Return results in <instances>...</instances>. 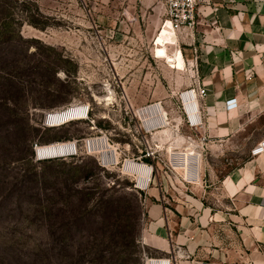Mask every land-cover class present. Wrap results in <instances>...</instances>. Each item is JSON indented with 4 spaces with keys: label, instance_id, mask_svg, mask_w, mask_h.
<instances>
[{
    "label": "rangeland",
    "instance_id": "obj_1",
    "mask_svg": "<svg viewBox=\"0 0 264 264\" xmlns=\"http://www.w3.org/2000/svg\"><path fill=\"white\" fill-rule=\"evenodd\" d=\"M166 19L162 0H0V264H146L171 257L144 241L156 228L152 216L175 232L177 208L190 201L212 211L227 206L205 195L206 184L217 182L206 169L199 189L186 181L195 169L182 152L195 143L184 140L173 151L178 157L171 151L173 136L191 131L179 97L191 75L189 65L183 72L169 65L184 69L163 46L172 31ZM81 104L88 118L45 123L46 112ZM155 104L161 115L148 123L141 111ZM263 123L225 150L202 144L204 164L215 163L221 176L251 158ZM89 137L98 141L92 153L80 147L72 158L30 161L36 143L81 146ZM133 157L154 166L143 190L122 170ZM192 192L197 200L187 197Z\"/></svg>",
    "mask_w": 264,
    "mask_h": 264
},
{
    "label": "crops",
    "instance_id": "obj_2",
    "mask_svg": "<svg viewBox=\"0 0 264 264\" xmlns=\"http://www.w3.org/2000/svg\"><path fill=\"white\" fill-rule=\"evenodd\" d=\"M206 14L195 29L175 32L169 23L165 25L172 31L163 46L173 61L182 57L184 69L174 68L173 62L164 59L181 72L190 68L191 76L185 78L191 81L189 85L201 83L207 88V94L198 98L203 123L185 136L174 135L177 147H170L174 153L192 135L199 146L196 149L186 143L182 153L200 155L196 159L199 178L186 181L199 189L205 184L202 170L206 169L210 181L217 182L216 188L206 184L205 195L227 206L212 211L211 205L190 201L184 211L177 208L181 215L174 222L175 232L166 218L152 216L156 228L147 230L144 241L171 253L174 264H264V153L252 155L221 176L215 163L204 164L200 153L202 144L213 152L225 150L249 125L264 117V0H211ZM171 46L176 48L174 52L169 50ZM231 97H236L237 105L227 109L226 100ZM259 129L256 142L264 137V123ZM192 194L187 197L197 200L196 193ZM157 206L154 211L160 214Z\"/></svg>",
    "mask_w": 264,
    "mask_h": 264
},
{
    "label": "built area",
    "instance_id": "obj_3",
    "mask_svg": "<svg viewBox=\"0 0 264 264\" xmlns=\"http://www.w3.org/2000/svg\"><path fill=\"white\" fill-rule=\"evenodd\" d=\"M163 5L166 10L167 20H169L172 24V27L176 31H183L189 29H195L198 24L202 21L201 16L207 17L206 10L207 7L211 5V0H162ZM165 21V22H166ZM164 22V23H165ZM180 103H181V110L185 117V122L190 130H193L200 126L203 123V113L201 106L199 105L198 98L204 97L207 94V88L203 86L201 83H198L197 86L189 85L185 90H182L180 93ZM237 105L236 97H231L226 100V108L230 109ZM80 108H86V115L89 116L90 108L85 105H79ZM62 108V107H61ZM57 109H52L46 112L44 120L47 125L50 122L54 123L58 119L57 113L59 112ZM88 116L86 118H88ZM74 120V119H73ZM69 122V121H68ZM66 123V122H65ZM64 124V123H63ZM60 125V124H59ZM53 126V125H52ZM188 139L194 140L192 135H188ZM195 141V140H194ZM51 143V144H50ZM98 141L94 139V137H89L84 139L83 144L81 146L78 145V140H55L49 142L48 144H38L34 145V158L36 160H49V159H66L72 158L74 156L80 155L82 148H86L88 153H92L95 150ZM49 145H53L55 148L54 151L57 152L56 156H49L50 153H47L45 150H42L43 156H40L39 151L40 149H45L44 147H49ZM55 152V153H56ZM252 155L262 154L264 153V137L258 140L254 147L252 148ZM126 160H132L133 163H141V168H147L150 166L151 171L153 173V164L146 162L140 158H126ZM106 166V164H104ZM190 173L194 172L193 168H190ZM135 177V186L138 189H145L150 186L151 180L148 181L143 187L141 183L143 182V177L141 174L137 173H130ZM162 258V257H161ZM160 258V259H161ZM149 259H154L153 257H147L146 264H148ZM155 259H158L157 257ZM168 264H173L172 258L168 257Z\"/></svg>",
    "mask_w": 264,
    "mask_h": 264
},
{
    "label": "bare ground",
    "instance_id": "obj_4",
    "mask_svg": "<svg viewBox=\"0 0 264 264\" xmlns=\"http://www.w3.org/2000/svg\"><path fill=\"white\" fill-rule=\"evenodd\" d=\"M167 23H169L171 25V28L173 31L176 32V30L173 29L172 27V24L169 20L166 21ZM181 93V92H180ZM181 94H179V97H180ZM113 96L110 95L108 97V99H111ZM150 111L149 109H144L141 111V115L146 118L148 120V123L153 120V118L155 116L159 117V114L161 115L160 113V110H159V107L157 109V105H150ZM152 106L154 107V111L152 113ZM57 117L58 119L56 121H54V123L50 122L49 120V124H51V126H57V125H61L65 122H68V121H71L73 119H82V118H86L88 115H86V108H80L79 105H71V106H68V107H65L61 110H59V112L57 113ZM150 116V118H148ZM154 116V117H153ZM146 120V121H147ZM188 139V138H187ZM190 142H193L195 143L197 146L198 145V142L197 141H194V140H191L189 139ZM51 144V143H50ZM106 145V143H105ZM45 149H40L39 151V154L40 156H43L42 153L43 151L42 150H45L47 153H50L49 156H56L57 155V152L54 151V147L53 145H49V147H44ZM56 152V153H55ZM175 154L177 157L179 155H181V153H173ZM183 155V159H184V164H186L187 168L190 170V168H193V170L195 169V176H190V182H193L194 180H197L199 178V171H198V168H197V162H196V159H199V155L195 152H189V153H184L182 154ZM105 162H110L109 160H105ZM187 169V170H188ZM122 170L126 173L130 172V173H139L141 174V176L143 177V182L141 183V185H143V187H145L146 183L148 181L151 180L152 178V171H151V168L150 166L147 167V168H141V163L137 164V163H133L132 160H126L124 165H123V168ZM154 259H149L148 261V264H168L169 260L168 258H165V257H157L158 259H155L156 257H153ZM161 258V259H160ZM171 264V263H170Z\"/></svg>",
    "mask_w": 264,
    "mask_h": 264
},
{
    "label": "trees",
    "instance_id": "obj_5",
    "mask_svg": "<svg viewBox=\"0 0 264 264\" xmlns=\"http://www.w3.org/2000/svg\"><path fill=\"white\" fill-rule=\"evenodd\" d=\"M31 155H32V157H30V161H31L32 158H34L33 153ZM147 159H148V157H147ZM71 167H72V169H74V175H77L79 170H80V165L79 164H74V165H71ZM101 202H107V201L103 199ZM120 205H121V203L119 204V206ZM105 206H107V205L105 204ZM109 207H110V205H109Z\"/></svg>",
    "mask_w": 264,
    "mask_h": 264
}]
</instances>
